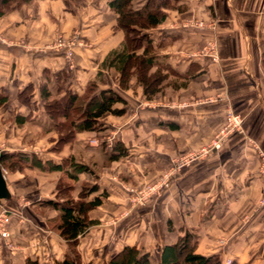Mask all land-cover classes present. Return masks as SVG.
Returning a JSON list of instances; mask_svg holds the SVG:
<instances>
[{
    "label": "crops",
    "instance_id": "1",
    "mask_svg": "<svg viewBox=\"0 0 264 264\" xmlns=\"http://www.w3.org/2000/svg\"><path fill=\"white\" fill-rule=\"evenodd\" d=\"M109 1L31 0L0 17V39L9 44L0 43L1 156L24 153L55 163L66 159L89 169L92 174L77 175L72 198L81 186L95 184L97 190L84 201L100 196V205L86 214L99 225L82 236L64 233L66 238L75 236L84 263L101 248V243L91 246L93 229L112 231L109 224L115 221L121 223L119 233L100 264L123 246H134L148 254L151 264H159L161 249L184 231L196 236L191 257L216 256L219 264H264V172L257 153L264 154V0H167L157 29L172 31L175 40L156 51L164 80L148 99L137 81L120 89L118 74L101 66L123 40ZM144 1L136 0V8ZM194 21H212L214 29L191 27L188 23ZM57 32L77 34L85 46L75 48L71 60L63 53L41 51ZM208 40L217 46L215 62L190 56ZM61 71L66 81H55ZM43 84L66 109L89 85L94 87L91 96L111 90L123 100L113 106L123 114H104L93 131L75 132L64 120L53 126L40 102ZM28 85L33 86L29 106L17 100ZM198 98L213 102L170 107ZM226 110L242 118V133L230 135L218 151L172 175L145 206L129 204L120 184L136 188L154 182L174 156L205 145L222 127ZM111 133L125 150L116 160L101 146L88 144ZM0 167L8 191L0 200V212L10 213L8 227L17 249L11 253L0 241V264L61 261L68 247L49 228L58 212L43 205L54 200L60 173Z\"/></svg>",
    "mask_w": 264,
    "mask_h": 264
},
{
    "label": "trees",
    "instance_id": "2",
    "mask_svg": "<svg viewBox=\"0 0 264 264\" xmlns=\"http://www.w3.org/2000/svg\"><path fill=\"white\" fill-rule=\"evenodd\" d=\"M31 0H0V17L14 8L28 4ZM167 5V0H145L136 8V0H110L109 9L116 15L115 29L123 34L121 46L107 54L101 66L112 68L117 74L118 87L126 89L131 77L141 85L143 95L156 91V86L164 80L163 66L156 61V51L166 43L175 40L172 31H160L157 27L163 22L164 15L161 9ZM156 36L152 37L151 34ZM163 67V69H162ZM49 80V75L47 74ZM64 72L54 75V80L66 81ZM93 85H89L84 94L78 98L71 109L62 106L59 100L50 97L47 84L40 87V102L45 115L53 126L60 120L71 126L75 132L93 131L98 126V119L104 114L120 116L122 109H114L115 104H124L123 100L113 91H101L97 96H91ZM33 93V86L28 85L17 94L20 104L29 106ZM19 123L26 119H18ZM21 121V122H20ZM103 150L105 149L102 145ZM108 158L116 160L125 154V150L117 142L112 143L107 150ZM1 166L10 171L33 170L37 168L44 172H59L60 178L55 189L54 200L43 202L47 209L56 210L57 217L50 223L49 228L61 235L68 247L69 253L61 261L52 264H80L79 254L76 251L75 236H82L87 230L97 225V222L87 218V212L100 205V196H94L90 201L84 199L95 193L97 186L83 185L76 198H72V187L80 173L92 174L87 167L72 160L42 161L34 155L17 153L2 156ZM63 234V235H62ZM196 244V236L188 231L177 238L172 245L164 246L159 255V264H219L216 256L205 258L191 257ZM24 264H39L36 259H27ZM105 264H151L147 253H140L134 246H123L113 254Z\"/></svg>",
    "mask_w": 264,
    "mask_h": 264
},
{
    "label": "built area",
    "instance_id": "3",
    "mask_svg": "<svg viewBox=\"0 0 264 264\" xmlns=\"http://www.w3.org/2000/svg\"><path fill=\"white\" fill-rule=\"evenodd\" d=\"M264 5V4H263ZM190 24L191 27L197 28V29H204L208 28L206 24L200 21H194ZM5 43V41H0ZM66 39L59 38L57 39V47H54L56 51L60 52L63 51L65 58L68 60H71L73 57L74 49L75 48H82L85 45L78 41L77 34H74V37L68 42ZM9 45V44H8ZM75 47V48H74ZM190 56L192 57H198V58H207L211 62H215L217 59L216 51L211 43H206V46L195 53H192ZM213 102V99L208 98L204 100H196V101H184V102H178L176 104H171L170 107L176 108V109H187L190 107H193L195 105H200L204 103H211ZM242 118L239 115L234 114L231 112V110H226L224 112V122L222 127L216 132V134L210 139V141L205 145L200 147L195 152H190L187 155L181 156L177 159H174L169 169L167 170L166 175L162 178L160 182H158L157 185H152L151 187L144 188L141 190H137L131 186L120 184L119 187L122 189L123 192L127 193L132 197V201L134 204L141 203L140 201L142 199L146 198H152L154 197L159 190L165 188L170 181V178L172 175H175L177 172L180 171V169L188 167L192 163H195L196 161H200L204 158H206L210 153L218 151L226 139V137L232 133L240 130L241 127ZM90 145H96L95 141L89 142ZM110 142L108 143V147L110 148ZM258 157L261 159V172H264V156L260 151H257ZM2 173L6 174V172L3 170ZM146 197V198H145ZM144 201V200H143ZM142 204V203H141ZM10 223V213L6 210H1L0 212V240L7 241L10 236L9 231V225ZM9 248V247H8ZM230 261H226L225 264H229Z\"/></svg>",
    "mask_w": 264,
    "mask_h": 264
},
{
    "label": "rangeland",
    "instance_id": "4",
    "mask_svg": "<svg viewBox=\"0 0 264 264\" xmlns=\"http://www.w3.org/2000/svg\"><path fill=\"white\" fill-rule=\"evenodd\" d=\"M264 4V3H263ZM22 6V5H21ZM21 6H19V7H21ZM18 7V8H19ZM15 9H17V8H14V10ZM263 10H264V5H263ZM204 24H206V26H208V28L209 29H207V30H210V31H212L213 29H214V23L211 21H209L208 23H204ZM74 37V34L73 33H71V34H69V35H64V34H61V33H56V34H54L53 35V37L51 38V40L48 42V43H46V45H43L42 47H40L39 49L41 50V51H43V52H47V51H55V52H58V51H56L55 50V48L54 47H57V39H59V38H62V39H66L68 42H70V40L72 39ZM5 41V43H3V45H5V46H9L8 45V41H6L5 39H0V41ZM78 41H81L80 39L78 40ZM67 42V43H68ZM82 42V41H81ZM0 43H2V42H0ZM83 43V42H82ZM206 43H211L212 45H213V47H214V49H215V51H216V48H217V46H216V43L213 41V40H208V41H206ZM206 43H204L201 47H200V49H202V48H204L205 46H206ZM19 44L21 45V43L19 42ZM84 45H85V43H83ZM75 48V47H74ZM83 48V47H82ZM39 50V51H40ZM196 52V51H195ZM194 52V53H195ZM59 53H63V51H60ZM64 54V53H63ZM62 79H59V81H61ZM129 81H136V79H135V77L133 76V77H131L130 78V80ZM196 100H204V99H202V98H198V99H196ZM177 102H184V101H177ZM176 102V103H177ZM176 103H171V104H176ZM232 112V111H231ZM242 122H241V127H240V130L239 131H236V132H232V133H230L227 137H226V139L230 136V135H232V134H240V133H242ZM217 132V131H216ZM216 132H215V134H216ZM214 134V135H215ZM115 134L114 133H111V135L110 134H107L106 136H104V137H101L99 140H96V139H92V140H89L88 141V144H89V142H91V141H95V143H96V145H93V147H97V146H103L106 150H109V149H111V147H112V143H114L115 142V136H114ZM213 135V136H214ZM212 136V137H213ZM211 137V138H212ZM225 139V140H226ZM224 140V141H225ZM210 141V140H209ZM208 141V142H209ZM110 142V148H107L108 147V143ZM207 142V143H208ZM206 143V144H207ZM205 144V145H206ZM90 145V144H89ZM205 145H203V146H205ZM90 146H92V145H90ZM200 147H202V146H200ZM200 147H198V148H196V149H193V150H189V151H186L185 153H183V154H181V155H179V156H174V158L175 159H177V158H179V157H181V156H184V155H187L188 153H190V152H195V151H197ZM262 153V152H261ZM263 154V153H262ZM263 156H264V154H263ZM167 169H169V167L167 168ZM181 170V169H180ZM166 173H167V170H164V171H162L161 172V174L154 180V182H151V183H148V184H145V185H141V186H139V187H136L135 189H136V191L137 190H141V189H144V188H148V187H151L152 185H157L158 184V182H160L161 180H162V178L166 175ZM3 174V173H2ZM5 175V173L3 174V176ZM59 181V180H58ZM57 184H58V182H57ZM57 186V185H56ZM134 188V187H133ZM132 197H130V195L129 194H127V199H128V201H129V204L130 205H132L134 208H136V207H143V206H145V203L146 202H148V200H149V198H146V199H142L140 202L142 203H136V204H134V202L132 201V199H131ZM144 200V201H143ZM125 218V217H124ZM97 222V221H96ZM111 222H114V223H112V224H109V225H111V228L112 227H114V230H103V232H102V230L99 228V227H96V229L94 228L93 229V231H92V236H91V243L93 244H91V246L95 249V247H97V244H100L101 243V248L99 247V248H97L96 250H94L93 252H94V256H92V258H91V260L88 262V263H84L85 261H81L80 260V264H100L101 262H102V259H103V257H104V255L106 254V252H108V250L109 249H111L112 247H111V245H112V241H114L115 239H116V235L119 233V227H120V224L121 223H116L115 221H111ZM117 224H118V226H117ZM99 225V224H98ZM97 225V226H98ZM122 226H123V223H122ZM121 226V227H122ZM116 228V229H115ZM103 233V234H102ZM122 233V232H121ZM2 243H3V246H4V248H5V250H7V251H9V252H15V251H17V249H16V244L13 242V239L11 238V236H9V238H8V240L7 241H4V240H0ZM89 245V244H88ZM9 247V248H8ZM76 251H77V253H79L78 252V250L76 249ZM84 256V254L82 253V257ZM89 256V255H88ZM84 258V257H83Z\"/></svg>",
    "mask_w": 264,
    "mask_h": 264
},
{
    "label": "water",
    "instance_id": "5",
    "mask_svg": "<svg viewBox=\"0 0 264 264\" xmlns=\"http://www.w3.org/2000/svg\"><path fill=\"white\" fill-rule=\"evenodd\" d=\"M1 154H0V159H1ZM8 196V191L6 188V181L5 178L2 174L1 167H0V200L6 199Z\"/></svg>",
    "mask_w": 264,
    "mask_h": 264
}]
</instances>
